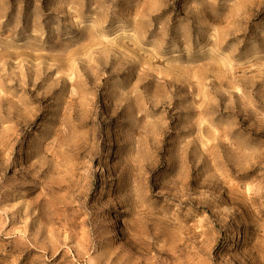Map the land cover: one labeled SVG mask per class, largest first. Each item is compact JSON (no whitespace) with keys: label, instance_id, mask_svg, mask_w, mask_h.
Returning <instances> with one entry per match:
<instances>
[{"label":"rangeland","instance_id":"obj_1","mask_svg":"<svg viewBox=\"0 0 264 264\" xmlns=\"http://www.w3.org/2000/svg\"><path fill=\"white\" fill-rule=\"evenodd\" d=\"M0 264H264V0H0Z\"/></svg>","mask_w":264,"mask_h":264}]
</instances>
